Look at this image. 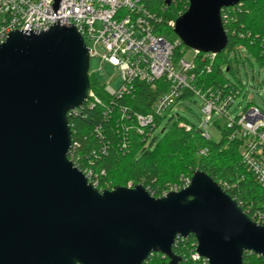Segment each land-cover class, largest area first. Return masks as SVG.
I'll list each match as a JSON object with an SVG mask.
<instances>
[{
  "label": "water",
  "instance_id": "water-1",
  "mask_svg": "<svg viewBox=\"0 0 264 264\" xmlns=\"http://www.w3.org/2000/svg\"><path fill=\"white\" fill-rule=\"evenodd\" d=\"M178 1L188 3L172 29L182 45L225 50L221 11L241 0ZM89 67L74 27L14 31L0 45V264H145L153 254L179 264L173 249L189 236L207 264L264 257V226L201 171L155 198L140 184L99 191L74 167L67 115L88 100Z\"/></svg>",
  "mask_w": 264,
  "mask_h": 264
},
{
  "label": "trees",
  "instance_id": "trees-1",
  "mask_svg": "<svg viewBox=\"0 0 264 264\" xmlns=\"http://www.w3.org/2000/svg\"><path fill=\"white\" fill-rule=\"evenodd\" d=\"M164 1L144 0V3L160 19L161 27H157V32L166 31L176 38L167 23L175 22L186 11L188 3L176 0L166 7ZM221 17L228 38L225 50L212 61L202 53L194 59L192 74L195 85L203 92L227 90L229 84L234 91H240L237 84L225 79L224 73L232 70L233 60L242 52L264 66V0H241L236 6L224 9ZM180 47L174 51L177 60L183 55ZM206 66H210V72L206 71ZM89 81L90 90L101 105L91 107L86 103L68 113L73 143L68 159L80 171L90 169L98 175L97 190L140 184L158 198L162 191L179 184L182 176L192 177L195 171H201L235 199L252 221L257 222L261 217L258 222L264 226V189L243 167L240 143L229 141L222 128L218 142L205 141L198 130L186 132L178 126L180 122L167 131L164 128L158 133L160 137L156 132L151 133V126L140 135L133 115L150 114L156 98L166 91V82L159 80L153 88L136 83L131 94L111 98L93 74H89ZM203 148L208 153L199 156L198 151ZM173 252L181 258L179 264H207L203 258H192L196 254L193 236L177 239ZM168 262L162 255L153 254L145 264ZM243 264H264V257L245 252Z\"/></svg>",
  "mask_w": 264,
  "mask_h": 264
},
{
  "label": "built area",
  "instance_id": "built-area-1",
  "mask_svg": "<svg viewBox=\"0 0 264 264\" xmlns=\"http://www.w3.org/2000/svg\"><path fill=\"white\" fill-rule=\"evenodd\" d=\"M159 22L160 19L150 12L144 0H58L57 7L56 0H0V45L14 31L40 33L54 25L74 27L83 38L89 59L98 57L102 64L117 72L121 84L116 90L103 85L109 97L120 98L131 94L136 83L153 88L159 80L166 82V91L156 98L151 113L133 115L136 131L140 135L149 126L152 127L151 133H155L164 112L172 111L184 98L196 95L201 101L204 121L197 128L184 122L178 126L186 132L198 130L205 141H210L207 126L213 123L220 128L218 121L223 120L222 129L228 140L240 143L243 167L264 189V112L256 106L247 105L238 117L229 118L228 111L240 91H234L230 84L223 91L203 92L199 89L192 70L194 59L200 52L193 50L192 62L175 59L174 51L182 43L180 40L169 41L157 32V27H161ZM96 24L100 25L99 29L95 28ZM174 25V21H169L167 28L173 29ZM202 54L210 61L215 57L210 53ZM205 69L210 72V66ZM86 103L91 107L101 105L91 90ZM148 135L151 136L150 133ZM207 153L206 148L198 151L199 156H206ZM81 172L93 187H98L97 174L90 169ZM190 183L191 177L182 176L179 184L162 191L158 198L165 197L169 192H179ZM128 187L132 188L131 185ZM258 221L253 222L260 225ZM192 258L201 257L196 253Z\"/></svg>",
  "mask_w": 264,
  "mask_h": 264
},
{
  "label": "rangeland",
  "instance_id": "rangeland-1",
  "mask_svg": "<svg viewBox=\"0 0 264 264\" xmlns=\"http://www.w3.org/2000/svg\"><path fill=\"white\" fill-rule=\"evenodd\" d=\"M95 28L99 29L100 25L96 24ZM162 35L169 41L179 40L177 37L172 38L169 36L166 31ZM180 51L183 52L182 58L185 61H193L194 53L192 49L182 45ZM89 74H93L100 85L110 86L113 90H116L121 84V80L114 68L107 64H102L98 57L90 59ZM224 77L233 84H237L240 88L239 96L234 99V103L228 111L229 118L238 117L247 105L256 106L264 112V66L259 65L249 55L242 52L240 57L233 60L232 70L225 72ZM162 118L156 135L164 128L167 131L177 122L188 123L197 128L204 121L201 101L196 95H190L181 100L172 111L164 112ZM218 123V126L222 128L223 120H219ZM220 128L213 123L207 126L206 131L211 142H218L222 138ZM158 136L160 137V135Z\"/></svg>",
  "mask_w": 264,
  "mask_h": 264
}]
</instances>
